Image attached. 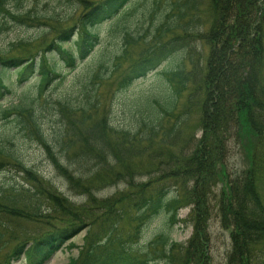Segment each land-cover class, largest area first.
<instances>
[{
    "label": "trees",
    "instance_id": "1",
    "mask_svg": "<svg viewBox=\"0 0 264 264\" xmlns=\"http://www.w3.org/2000/svg\"><path fill=\"white\" fill-rule=\"evenodd\" d=\"M132 1L77 0L79 12L72 26L67 27L70 19L48 20L56 26L51 27L54 37L41 49L42 53H28L32 44L43 46V41L38 40L18 44L20 51L16 53L0 51V100L11 94L3 81L11 70L14 83L19 86L32 78L37 81V97L51 83H60L64 77L55 64H49L48 55L56 52L58 65L75 69L76 62L86 60L99 45L98 28L119 16L128 18L135 9ZM203 1L206 29L199 36L203 51L194 57L189 50L187 66L181 64L163 73L166 92L147 106L148 112L138 117L133 129L112 126L105 108L93 103L98 101L99 85L115 84L116 91H122L153 72L174 50L173 40L195 36L187 32L191 25L195 28L190 19L182 36L149 46L139 44V39L130 37L126 28H119L117 23L114 30L120 35L125 33L126 41L124 53L116 58L112 72L116 74L121 61L126 60L127 47L141 45L138 54L128 61L127 69L115 83H107L109 78L100 75L94 77L98 85L85 94L86 107L71 109L65 96L55 101L54 109L64 112L68 126L53 133V142L44 140L34 113V100L23 99L16 107L3 111L4 119L14 116L12 124L43 144L69 190L84 196L86 201L80 205L70 201L24 165L11 146H5L11 143L9 138L0 137V174L9 165L18 167L51 211L44 216L38 213L35 203L17 202L15 197L26 196L25 191L0 187V264L22 258L27 264H47L84 230L87 233L83 245L67 264H212L208 198L218 184L220 224L229 231L231 241L227 264H264L256 259L262 252L259 248L264 250V0H166L163 9L172 17L164 23L159 38L176 34L183 19L188 13L197 12ZM6 2L0 0V12L10 19L27 25L47 24L44 16L12 12ZM3 25L0 29L5 28ZM74 36V48L65 49L64 45ZM77 113L74 119L72 115ZM194 131L200 133L198 138ZM232 139L242 148L248 163L234 179L229 177L225 165L226 143ZM52 148L64 154L68 167ZM75 168L78 174L74 173ZM157 172L160 174L154 175ZM141 175L153 176L136 182ZM119 183L125 185V190L116 197L97 198L94 194ZM186 207H190L192 234L185 244L174 243L166 231L183 222L178 213ZM8 216L39 227L40 232H16L10 228ZM159 216H164L165 231L141 247L138 241L144 229ZM121 222L128 231H118ZM13 242L10 253L2 256Z\"/></svg>",
    "mask_w": 264,
    "mask_h": 264
},
{
    "label": "rangeland",
    "instance_id": "2",
    "mask_svg": "<svg viewBox=\"0 0 264 264\" xmlns=\"http://www.w3.org/2000/svg\"><path fill=\"white\" fill-rule=\"evenodd\" d=\"M171 1V0H168ZM132 7H135L134 12L126 19L117 17L111 22H107L98 28V34L100 38L99 45L95 48L90 57L86 60L76 62V67L73 70L66 69L63 66L58 65L59 56L56 52L48 55L49 64L53 65L55 69L64 77L63 80L51 83L41 97H37L38 87L37 81L31 79L28 83L19 86L14 83L15 75L13 71L5 74L3 77L4 83L9 86L11 94L0 100V137H6L10 139V144L6 143L5 146H11L13 154L23 162L24 165L30 167L36 171L40 176L48 180L59 192L66 196L70 201L77 205L84 204L86 198L79 195L76 192L69 190L67 182L63 177L59 176L54 169L47 154L44 150L43 144L32 135L26 136L23 131L12 124L14 116H8V119L3 118V111L16 107L19 101L25 99L27 101L34 100L33 108L34 113L37 115V122L41 125V130L44 133L46 143L53 142V133L56 134L65 125L68 126L67 117L60 109H54L55 101L65 96L69 100V107L77 110L82 107H86L87 104L84 100V96L87 92H91L98 85V80L94 77L100 75L103 78H109L107 83L116 82L122 73L128 67V61H131L138 54L140 47H127L125 51L126 60L121 61L116 74L113 73L114 65H116V58L122 56L124 53V44L126 41L125 33H128L130 37L139 39L138 43H145L146 46L157 42H169L178 34L181 35L184 31L185 24L192 21L195 24V28L191 25L188 27V33H194L195 36L181 40L180 38L173 40L172 46L174 50L170 55L155 69L143 78H138L127 88L126 90L116 91L115 84L112 86L99 85V90L96 92L98 101L93 100V103H97L98 108L107 111V117L109 123L119 129H133L137 123V119L140 115H144L148 112V107L154 100L158 101V97H161L166 92V81L163 73L165 71L174 70L178 65H188V53L192 51L194 57L197 52L203 51V42L199 36L204 33L206 29L205 24V3L199 2L197 6V12L188 13V16L181 22L182 28L176 31V34H166L164 38L160 39L159 35L163 29V25L168 21L172 15L167 14V11L163 8L166 6V0H133L131 2ZM130 4V5H131ZM6 6L14 13H27L30 16H44L47 20L45 25L36 24H21L10 19L5 13L0 12V24H4L0 29V51L9 52L16 50L18 44H26L34 42L35 40L43 41V46L38 48L35 44H32L28 49V53H42L46 44H48L54 37V32L51 27H55V23L48 21L49 19L57 22H63L65 19H70L68 26H72L76 22V17L79 12L77 8V0H7ZM164 10V11H163ZM197 13V15H196ZM194 15L198 20L192 18ZM200 18V20H199ZM199 21V22H197ZM6 23V24H5ZM118 23L119 28L125 27V33L121 35L114 30L115 25ZM182 36V35H181ZM75 36L70 42L64 45L67 49L72 46L74 48ZM69 43L71 45H69ZM185 44V46H183ZM190 69V67L188 68ZM187 69V70H188ZM114 82V83H115ZM168 90V88H167ZM93 93H90L92 95ZM97 101V102H96ZM92 103V102H91ZM148 104V105H147ZM11 114V112H9ZM77 114H73L74 119L77 118ZM48 135V137H47ZM195 138L200 136V133L194 131ZM228 156L225 161L227 173L232 179L238 177L248 166L247 159L242 148L236 143L234 139L226 143ZM53 153L60 160V162L66 167L69 166L68 159L64 154H60L58 148H52ZM72 152V151H71ZM18 167L7 166L0 174V187L7 190L12 187H16L17 190L25 191L26 196L19 195L15 197L17 202L35 203L40 214L46 216L51 213L48 205L40 199V195L30 186L25 180V176L21 173ZM78 168H75L74 173L78 174ZM160 174V172L154 173V175ZM153 176V175H152ZM152 176L141 175L137 177L136 182L147 181ZM5 187V188H4ZM125 190V185L119 183L113 186H107L94 192L97 198H111L118 196ZM172 191V188H170ZM221 191V184L216 185L211 189V194L208 198L209 207L211 210L208 220V233H209V253L212 259V264H227V253L231 249V241L229 231L222 228L220 224V216L218 213V198ZM20 194V193H19ZM190 207H186L179 211L178 218L183 221L179 222L172 229L167 230L170 240L174 243L185 244L192 234V225L188 218ZM10 228L16 232L20 231H37L40 232L39 227L36 228L29 223H25L24 220H18L13 217H9ZM4 221V219H3ZM5 222V221H4ZM164 216H159L149 222L144 229L141 238L139 239V245L145 246L156 234L165 231ZM42 229H44L42 227ZM119 232L123 230L128 231L129 228L122 222L117 227ZM86 230L79 235L69 240L65 246L57 252V254L47 264H67L68 259L76 257L78 248L83 245ZM15 242L10 244L1 255L5 253L9 254L12 246ZM74 245V247H71ZM260 247V246H259ZM261 253L258 252L257 261H264V250L259 248ZM2 259L0 258V263ZM178 259L175 260V263ZM10 264H27L26 259L22 258L20 261L11 262Z\"/></svg>",
    "mask_w": 264,
    "mask_h": 264
}]
</instances>
